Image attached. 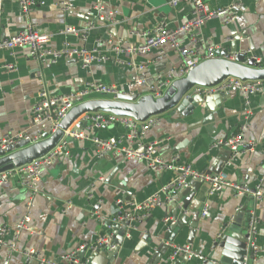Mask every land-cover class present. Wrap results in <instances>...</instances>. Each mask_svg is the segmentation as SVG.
Returning <instances> with one entry per match:
<instances>
[{
    "label": "crops",
    "instance_id": "crops-1",
    "mask_svg": "<svg viewBox=\"0 0 264 264\" xmlns=\"http://www.w3.org/2000/svg\"><path fill=\"white\" fill-rule=\"evenodd\" d=\"M58 2L46 0L44 6L24 15L14 0H0V40L31 24L38 32L52 37L49 44L52 48H60L67 42L76 47H97L111 56L109 41L122 46L140 44L143 38L132 35L131 31H150L162 20L170 28H177L190 18L192 10L188 2L171 7L169 0H74L72 10L63 13ZM97 4L104 6L106 11L118 12V24L96 23L90 28L92 21L85 14ZM229 4L230 0H209L206 7L213 10ZM66 27L77 30L81 37L59 34ZM195 33L196 47L200 52L213 48L215 55L230 50L234 54L245 53L264 59V2L255 4L254 0H243V9L233 22H226V17L214 18L196 29ZM179 43L188 46V36H180ZM119 60L112 61L110 58L109 62L82 70L73 60L62 59L56 64L42 66L29 58L25 50H18L13 56L0 52V67L11 66L0 70V138L18 133L32 137L37 133L38 128H32L30 124V111L40 84L34 74L39 70L43 72L52 95L77 92L88 82H97L116 86L119 93L140 94L143 98L149 96L150 82L155 77L166 76L180 64L178 54L169 47L154 49L147 55L131 57L122 54ZM130 63L144 66V69L136 71ZM140 78L145 84L137 87L135 80ZM182 79L175 78L171 87ZM260 82V90L251 99L252 116L244 132V139L254 142L256 150L236 156L230 166L224 162L228 157L227 150L214 149L213 144L238 132L244 105L234 91L225 92L219 107L213 102L212 110L200 105L186 117L174 109L159 115L157 125L147 132L143 141H162L159 153L166 162L177 158L174 167L187 164L206 174L224 171L230 182L253 188L257 185L256 179H261L264 174V154L261 151L264 148V81ZM106 99L109 98L96 96L93 100ZM77 122L74 121L68 130ZM126 133V127L115 124L94 132V135L103 139H118ZM68 149L70 157L56 158L51 166L42 170L31 215L34 233L20 234L18 251L12 254L9 264H40L43 259L58 260L69 254L77 256L83 244L91 243L96 234L106 231V224L99 223L91 214L112 219L119 213L117 201L122 204L141 202L176 176L174 171L151 173L143 163L125 160L116 151L97 159L87 141L72 140L68 142ZM190 193L193 197L187 203L185 215L187 222L194 225V234L189 237V227H183L178 234H172L168 243L189 246L203 260L215 258L220 250L212 251L213 243L223 233L224 226L234 224L237 227H231L233 231L244 229L246 232L248 214L254 213L259 220V253L255 264H264V199L256 201L249 195L236 196L230 188L209 196L204 183ZM88 194L93 196L91 200L87 198ZM188 196L180 191L174 195L173 202L163 201L144 221L131 223L129 228L119 233L124 239L116 256L108 258L105 254L99 255L92 264H150L155 255L160 254L156 252L166 244L163 240L166 226L171 225L172 210L177 207L178 211L182 210ZM25 205L26 192L18 179L0 186V227L12 228L23 216ZM205 206H208L209 213L202 217ZM22 251L34 252L35 258H25L20 253ZM170 252L169 247L157 264H166ZM6 256L7 250L1 248L0 264ZM184 257L180 255L174 263L184 264ZM199 258H189L186 264H200L202 259ZM59 263L67 264L63 260Z\"/></svg>",
    "mask_w": 264,
    "mask_h": 264
},
{
    "label": "built area",
    "instance_id": "built-area-1",
    "mask_svg": "<svg viewBox=\"0 0 264 264\" xmlns=\"http://www.w3.org/2000/svg\"><path fill=\"white\" fill-rule=\"evenodd\" d=\"M21 13L29 15L36 8L45 5L46 0H14ZM74 0H59L58 7L63 13H68L73 8ZM209 0H169L171 7H176L180 2H188L192 6L190 18L178 26L170 28L165 21H160L153 29L147 32L131 31L134 36H141L143 42L140 44H132L122 46L120 44H112L111 56L97 47L87 48L86 46H72L65 42L60 48H52L49 46L52 37L48 34L40 33L36 28L29 24L22 31L0 40V52H7L10 56L18 50H25L27 56L40 65H53L59 60L76 61L82 70L88 69L92 65H100L110 61H120L119 57L122 54H127L131 57L136 55H147L152 50H163L169 47L176 52L180 58V64L175 71H170L166 76H157L151 82L149 91L154 100L164 97L167 91L171 88L175 78H186L200 63L214 59L213 48H207L200 52L196 47L195 30L201 28L206 22L214 19L226 17V22H233L243 9V0H230V4L224 8L209 10L206 7V2ZM255 4L264 2V0H254ZM86 17L90 22V28L95 27L96 23H109L110 25L118 24V12L106 11L104 6L97 4L91 6L86 11ZM59 34L67 36L71 35L76 38L81 37L80 33L71 28L66 27ZM185 35L189 38V45L182 46L179 43V37ZM84 40V39H83ZM247 55V54H246ZM253 60V66L256 69H264V59L247 56ZM136 71H142L144 66H135L129 64ZM11 66H3L1 69H8ZM36 78L40 81L35 103L30 111V124L32 128H38L34 136H29L25 133L7 134L0 138V152L5 151L9 146L18 145L21 141H27L31 145H35L43 141V135L52 136L55 132L61 129L62 121L68 114L77 106L86 102L92 101L96 96L107 97L110 100H117L119 94L116 86L105 85L97 82H88L85 87L77 92L65 95H52L43 78V72L37 71ZM145 84L144 80H135V86L140 87ZM261 82L258 80H241L235 77H227L213 88L205 89L203 92L214 94L217 92L234 91L239 94L242 99L244 110L242 120L239 125L238 132L224 140L216 141L213 144L214 149H226L231 153V159L226 163L230 166L233 158L240 154L252 153L256 150L254 142L244 139V132L247 129V124L252 116L251 99L260 90ZM133 94V93H131ZM78 122L85 123V128L79 133H70V130L64 131L62 139L45 154L23 163L19 166H14L0 171V186L8 184L12 179H18L22 188L26 192L25 212L19 221L12 227H0V249L7 250V256L2 264H9V259L13 253L18 251L17 241L22 232L34 233L31 227V215L34 208V199L38 193L37 183L39 181L42 170L45 167L52 165L56 158L70 157L68 142L65 138H72L78 141L90 142L93 147L95 157L97 159L104 158L109 152L116 151L121 154L125 160H135L143 163L151 173H163L166 171H174L175 178L164 185L157 193L149 196L141 202L128 201L122 204L117 201L119 213L114 215L112 219H107L104 216L93 215L99 223L106 224V231L103 234H96L94 239L89 244H83L80 251L86 249L87 256H93L97 251L110 252L114 249V231L112 224L124 225L128 223H139L147 219L153 209L165 202H173L174 195L186 187L192 180H197L204 183L208 187V195L213 196L224 189H232L236 196L249 195L256 201L264 199V174L261 179H256L257 185L253 188L247 185H237L230 182L226 172L221 171L214 174H206L194 170L190 165L183 164L173 166L177 158L166 162L159 153V147L162 141H154L145 143L143 140L147 132L157 125V116L149 117L144 121H139L130 116H118L113 113L91 112L83 114ZM115 124L127 128L126 135L116 139H103L94 135V132L107 129ZM45 127V128H44ZM135 145V146H134ZM264 154V148L261 149ZM92 195L88 194L87 198L92 199ZM208 206H205L201 212L202 217L208 215ZM173 223V220L170 224ZM111 224V225H110ZM259 220L256 214L251 213L246 229V254L243 256L242 264H255L259 253L257 245ZM222 235L220 233L217 237ZM128 237V236H127ZM171 248V252L167 257L166 264H173L174 261L183 255L189 258H199L194 254L189 246H176L165 244ZM25 258H35L32 251L20 252ZM202 259V258H199ZM63 260L67 264H87L88 258L80 261L76 254L62 256L58 260H40V264H60ZM203 260V259H202Z\"/></svg>",
    "mask_w": 264,
    "mask_h": 264
},
{
    "label": "water",
    "instance_id": "water-1",
    "mask_svg": "<svg viewBox=\"0 0 264 264\" xmlns=\"http://www.w3.org/2000/svg\"><path fill=\"white\" fill-rule=\"evenodd\" d=\"M214 54V53H213ZM235 77L241 80H258L264 81V69H256L253 66V60L244 53L234 54L230 50L220 52L219 55L214 54V59L200 63L186 78H183L173 88L171 87L163 98L154 100L151 96L140 97V94H122L119 93L117 100H92L77 106L68 116L62 121L61 129L55 132L52 136L43 135V141L35 145H31L27 141H21L18 145L9 146L5 151L0 152V171L14 166H19L23 163L45 154L52 149L64 136V131H67L69 126L78 120L83 114L91 112L113 113L118 116H130L144 121L149 117L159 116L171 109L184 117L192 115L196 108L203 105L206 109H213V102H216V107H219L220 101L226 95L225 92H217L206 95L203 91L208 88H213L227 77ZM85 128V123L77 122L70 130V133H79ZM67 142L72 141V138H65ZM227 158L224 162H228L231 153L227 151ZM221 172V171H220ZM202 182L192 180L188 187L182 190V194L189 195L184 201L182 210L178 211V207L171 212L173 223L166 226V235L164 242L168 243L172 234H178L183 227H189V237L194 234V225L187 222L185 210L187 203L193 197L191 191H196L202 186ZM128 199V198H127ZM250 214H248V221ZM111 225V224H110ZM114 235V249L110 252L97 251L95 255L88 257L86 249L78 252L77 258L84 261L88 258L87 264H92L93 259L99 255L115 257L119 247L122 245L124 237L119 235L129 224L123 226L119 224L111 225ZM237 225H225L222 235L215 239L212 251L220 250V253L215 258H206L200 264H242L243 256L246 254V232L244 229L235 232L231 227ZM247 227V225H246ZM170 244V243H168ZM168 247L164 245L160 253L155 255V258L150 264H157L162 256L166 253ZM186 264L187 257H184ZM174 264H181L175 262Z\"/></svg>",
    "mask_w": 264,
    "mask_h": 264
}]
</instances>
